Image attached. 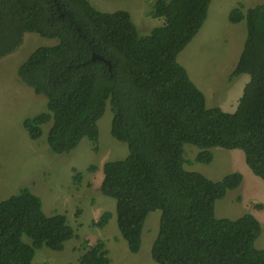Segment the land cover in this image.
<instances>
[{"label":"trees","instance_id":"1","mask_svg":"<svg viewBox=\"0 0 264 264\" xmlns=\"http://www.w3.org/2000/svg\"><path fill=\"white\" fill-rule=\"evenodd\" d=\"M211 2L155 0L152 16L164 23L141 36L128 11L102 12L88 0H0V59L22 45L25 33L58 40L37 48L17 71L18 84L47 100V111L25 120L26 131L37 140L51 123L50 149L68 157L85 138L98 142V123L110 105L111 134L129 155L104 165L100 189L116 201L118 228L133 254L141 250L149 214L161 211L151 251L157 264H264V250L256 247L261 222L253 214L216 216L217 201L244 176L215 182L185 168L189 144L199 148L195 161L202 164L213 162L216 148L241 150L264 181V2L247 12L240 4L229 15L232 23L247 24L233 76H250L233 113L208 108L178 61ZM74 174L81 185L84 175ZM111 218L105 212L93 225L103 229ZM73 238L66 215H47L27 188L0 202V264H33L38 249L63 251ZM82 246L84 254L70 264L111 263L104 240Z\"/></svg>","mask_w":264,"mask_h":264},{"label":"rangeland","instance_id":"2","mask_svg":"<svg viewBox=\"0 0 264 264\" xmlns=\"http://www.w3.org/2000/svg\"><path fill=\"white\" fill-rule=\"evenodd\" d=\"M88 1L102 12L128 11L141 36L149 35L164 23V19L152 16L155 0ZM263 2L212 0L208 19L178 56V61L206 96L208 108L220 107L228 113L236 111V100L242 97L250 81L247 74L233 76L246 41L247 24L244 21L232 23L229 15L240 4L244 5L246 12ZM56 44L58 40L25 33L22 45L14 53L0 59V202L27 188L41 199L47 215L64 214L73 228L74 238L65 243L63 251L47 247L38 249L33 264L76 263L84 254L83 242L93 244L98 240L106 242L110 264H157L151 251L159 234L161 211L149 214L141 250L133 254L118 228L116 201L103 195L100 189L104 165L129 155L128 145L111 134L113 112L110 105L98 123V142L85 138L68 157L56 155L50 149L47 138L51 123L42 126V136L37 140L32 139L24 127L26 119L47 111V100L32 93H17L20 85L16 81L17 71L37 48ZM23 92L26 93V89ZM185 150L188 161L185 168L189 171L198 172L215 182L236 172L244 176L237 190L228 191L224 199L217 201L216 216L236 220L245 214H253L263 225L256 247L264 250V224L261 219L264 218V181L250 170L244 152L216 148L213 150V162L202 164L195 161L200 152L197 146L189 144ZM93 166L97 167L96 172L89 171ZM74 169L84 175L81 185L74 180ZM257 205L262 208H256ZM105 212L112 213L108 225L103 229L94 227V221ZM25 240L31 244L29 238L25 237Z\"/></svg>","mask_w":264,"mask_h":264},{"label":"crops","instance_id":"3","mask_svg":"<svg viewBox=\"0 0 264 264\" xmlns=\"http://www.w3.org/2000/svg\"><path fill=\"white\" fill-rule=\"evenodd\" d=\"M248 10H246V12H247ZM23 89H26V93H24L23 92ZM16 92L17 93H22L23 95H26V94H28V95H31V93L33 94V96H34V92H33V90L32 89H30L29 87H24V86H20V85H18V88H17V90H16ZM241 97V96H240ZM240 97L236 100V102L238 103V101H239V99H240ZM251 170V169H250ZM246 172H247V170L245 171V173L244 174H246ZM252 180H254V181H256L254 178H252V177H250ZM259 178V177H258ZM103 179H104V176H102L101 178H100V183L102 184V182H103ZM101 184H100V186H101ZM246 202H247V204L248 205H250V202H248L247 200H246ZM230 203L232 204V202L230 201ZM251 203H254V204H257L256 202H251ZM259 203V202H258ZM262 210V209H261ZM254 213H255V210H254ZM258 219V218H257ZM261 219H262V222H263V224H264V218H262L261 217ZM259 220V219H258ZM260 221V220H259ZM261 225H262V223H261ZM263 226V225H262ZM144 230H145V227H144Z\"/></svg>","mask_w":264,"mask_h":264},{"label":"water","instance_id":"4","mask_svg":"<svg viewBox=\"0 0 264 264\" xmlns=\"http://www.w3.org/2000/svg\"><path fill=\"white\" fill-rule=\"evenodd\" d=\"M94 59H98V60H101V61H105V59L103 57H100L98 55H95L94 56ZM107 64H110L109 62H106ZM111 67V66H110Z\"/></svg>","mask_w":264,"mask_h":264},{"label":"clouds","instance_id":"5","mask_svg":"<svg viewBox=\"0 0 264 264\" xmlns=\"http://www.w3.org/2000/svg\"><path fill=\"white\" fill-rule=\"evenodd\" d=\"M239 102V101H238ZM237 106H238V104H237Z\"/></svg>","mask_w":264,"mask_h":264}]
</instances>
